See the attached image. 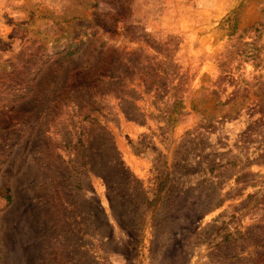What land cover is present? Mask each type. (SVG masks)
<instances>
[{"label":"rangeland","instance_id":"374dc122","mask_svg":"<svg viewBox=\"0 0 264 264\" xmlns=\"http://www.w3.org/2000/svg\"><path fill=\"white\" fill-rule=\"evenodd\" d=\"M0 264H264V0H0Z\"/></svg>","mask_w":264,"mask_h":264}]
</instances>
